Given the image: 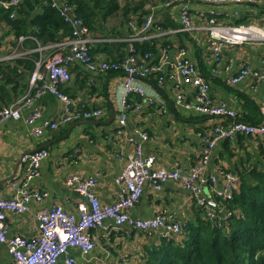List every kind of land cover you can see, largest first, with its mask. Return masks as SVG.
<instances>
[{"label":"built area","instance_id":"1","mask_svg":"<svg viewBox=\"0 0 264 264\" xmlns=\"http://www.w3.org/2000/svg\"><path fill=\"white\" fill-rule=\"evenodd\" d=\"M23 0H0V7L11 9L9 18L17 17V10ZM121 4L126 0H119ZM261 0H259L260 2ZM45 4L56 8L65 22L71 26L70 34L58 41L38 44L35 50L21 49L24 41L34 35L24 34L17 38L15 47L6 53H1L0 61L24 58L33 51L39 52L35 68L29 77V86L25 94L11 104L0 108V123L17 120L22 116L23 109H30L26 119L33 125L32 133L36 136L44 134L47 128H58L63 123L76 120L100 119L104 115L103 107L92 105L83 97H71L64 89L73 78L72 66L76 62L83 63L92 72H119L122 76L123 95L122 105L118 114L117 126L107 137L124 146L128 141L130 148L122 150L120 159L123 166L120 174L115 177L118 186L117 198L112 202L102 201L95 191L99 183L97 175H89L79 171H72L65 179L66 185L78 192L82 199L76 205V210H68L60 202H51L36 212L37 225L32 234H11L8 231L11 214L26 213L31 204H44L50 193L40 186H32L31 182L41 176L42 162L49 157L47 147L27 150L21 154L22 169L9 179L13 195L6 197L0 189V244H6L11 255L8 264H56L59 260L63 264H90L88 255L96 247V232L107 236L116 228L127 226L135 231H142L154 235L161 234L172 238L184 230L185 222L170 219L163 211L153 216L137 217L132 208L145 193L148 181L154 183L157 190L162 183L173 180L179 182L191 194L206 217L215 225L225 227L232 220L235 209L226 204L235 194V187L239 177L234 172L218 167L208 172L213 151L221 140H233L239 135H263L264 119L254 123L244 119L243 114L235 107L228 105L211 94V80L204 77L197 62L187 55L186 46H178L177 53L171 57L173 44H158V51L142 53L137 42H150L155 36L150 30L156 27L157 33L164 32L153 11L147 15L142 25L133 19L129 21L134 34L125 39L129 43L127 52L120 58H101L92 53V45L96 39L84 18L78 16L76 7L69 0H44ZM258 2V0H165L163 5L179 7L178 25L172 27L168 33H195L199 28L208 32V41L213 61L211 72L219 74L232 67L230 61L224 62V49L228 45H242L246 42H257L264 45V15L262 22L222 23L219 17L222 12L217 6L228 3L238 5ZM193 3L212 4L208 10H192ZM217 5V6H216ZM153 10V9H152ZM239 11H235L238 16ZM204 21L199 26L195 19ZM10 29V23L0 14V35L3 30ZM4 41V40H2ZM1 41V42H2ZM5 51L6 47H0ZM252 74L257 79L264 80V59L262 67L253 68L249 61H242L235 74L225 77L227 83L237 84ZM157 79V83L170 82L173 87L175 102L187 109L192 108L203 115L219 116L224 121L214 124L210 131H200L199 149L193 163L184 165L176 160L171 168L156 166V156L145 154L143 142L149 139L147 130L137 124L128 131L129 113L142 112L146 106H157L160 110L168 107L166 99L149 93L140 79ZM194 91L192 98L186 96V89ZM45 94H52L63 102V112L56 120H45L37 124L42 117L39 98ZM141 95L142 100L136 99ZM91 95L89 94V97ZM78 250L80 257L73 253Z\"/></svg>","mask_w":264,"mask_h":264},{"label":"crops","instance_id":"2","mask_svg":"<svg viewBox=\"0 0 264 264\" xmlns=\"http://www.w3.org/2000/svg\"><path fill=\"white\" fill-rule=\"evenodd\" d=\"M140 1L143 0H138L134 4ZM164 1L145 0L141 4L148 11L143 17L144 20L154 11L157 21L166 25V28L163 27L164 32L161 33H157L158 30L153 27L150 34H155V36L147 40L158 44L162 41L173 44L171 57L177 53L178 46H186L189 58L197 62L202 75L211 80V94L238 109L245 120L254 123L261 122L264 119V80L248 74L239 83L232 84L227 83L225 77L235 74L242 61L248 60L253 68L262 67L264 45L257 42L228 45L224 49V62L227 65L231 61L232 67L219 74H213L211 72L213 64L211 45L208 41L207 30L199 28L193 34L183 31L168 33L172 27H175L174 24H179V7H165ZM212 6V4L193 3L192 10L194 13L198 10L206 11ZM216 9L222 12L219 17V22L222 23H237L238 20H242L243 23H260L264 15V0L241 5L228 3L225 6H217ZM235 11H239L240 14L236 16ZM139 13L131 14L133 15L131 19L135 23L138 22ZM116 22V17L110 19L109 27L114 26ZM195 23L199 26L205 25L204 21L199 18L195 19ZM126 29L130 33L128 37L134 34V29L129 22ZM13 36L8 29L3 30L0 41H4L1 42L0 47L4 46L6 50L2 51V54L10 51L11 47H15ZM92 36L96 39L92 50L97 58H117L123 56L128 50L129 45L127 47L118 44V41H126L128 37H111L99 31L96 33L92 31ZM25 41L20 45L21 49L35 50L36 47H31ZM109 45L113 46L108 48ZM72 72L73 78L65 85V91L73 98L83 97L92 105L103 107L104 115L100 119L93 118L90 119L93 122L76 126L73 124L82 120L63 123L55 129L47 128L41 136L32 133L33 125L29 124L26 119L30 113L28 108L22 110L20 119L0 123V189L6 197L13 195L9 179L22 169L21 154L27 150L45 147L50 151L49 157L42 162L41 176L31 182L32 186H40L47 190L50 197L44 204L32 203L30 210L26 213L11 214L8 226L11 234L29 236L34 233L38 222L36 212L53 201L60 202L68 210H76V205L82 197L65 183L66 177L72 171L97 175L99 183L95 191L102 201L112 202L117 198L119 191L115 177L120 174L123 166L120 153L122 150L129 149L130 144L126 141L124 146H121L120 143L106 135L113 132L117 126L118 114L122 105V76L119 72H92L83 63L78 62L72 66ZM140 80L149 93L166 99L168 107L163 111L157 106H146L140 113L130 112L128 131L137 124L147 130L150 137L143 142V149L145 154L156 156V166L169 169L176 160L184 165L193 163L199 149L198 133L210 131L214 124L224 120L219 116L203 115L193 108L191 110L178 105L175 102L172 84L168 81L158 84L154 83L152 78ZM24 94H19L17 99ZM193 94L194 91L186 89L187 97L192 98ZM135 98L143 99L141 95H136ZM38 101L42 107V117L37 120V124L41 125L45 120H56L63 112V102L55 95L45 94ZM228 121L224 122L228 123ZM213 152L208 172L222 167L237 174L239 184L243 174H246L253 166L264 168L263 135H239L233 140H221ZM197 206L199 207L191 198L190 192L179 182L165 181L162 183V188L156 190L154 183L148 181L145 193L132 208V213L137 217H149L158 211H163L170 219L186 222L187 219L193 217ZM114 228L107 236L96 232V248L88 255L90 264L137 263L143 251V245L150 241L148 233L138 232L127 226L121 229ZM73 253L76 257H80L78 250H74ZM10 259L11 255L6 244H0V264H8ZM56 264H63V261L59 260Z\"/></svg>","mask_w":264,"mask_h":264},{"label":"trees","instance_id":"3","mask_svg":"<svg viewBox=\"0 0 264 264\" xmlns=\"http://www.w3.org/2000/svg\"><path fill=\"white\" fill-rule=\"evenodd\" d=\"M137 1L126 0L121 4L119 0H69L93 32L111 37H128L130 33L126 26L133 16L131 14L140 12L136 24L142 25L148 11L141 5L145 0L135 5ZM10 12L11 9L0 7L2 18L10 23L9 33L16 38L24 34L34 35L37 41L30 37L25 41L34 48L38 44L58 41L71 32V26L61 13L44 0H23L15 19L9 18ZM115 17L116 24L109 27L110 19ZM158 22L166 28L161 21ZM135 43L142 53L158 51L155 41ZM118 44L129 45L128 41H118ZM39 56V52H32L24 58L0 61V108L25 93ZM152 81L157 83V79ZM238 184L234 197L226 203L235 209L228 225L219 227L213 224L197 206L193 217L186 220L184 230L177 236L167 238L148 233L150 241L143 245L136 264H264V168L253 166L243 174L239 187Z\"/></svg>","mask_w":264,"mask_h":264},{"label":"water","instance_id":"4","mask_svg":"<svg viewBox=\"0 0 264 264\" xmlns=\"http://www.w3.org/2000/svg\"><path fill=\"white\" fill-rule=\"evenodd\" d=\"M93 122L90 119H82V121H77L75 124H73V126L75 125H82V123H90ZM14 177V176H13Z\"/></svg>","mask_w":264,"mask_h":264}]
</instances>
